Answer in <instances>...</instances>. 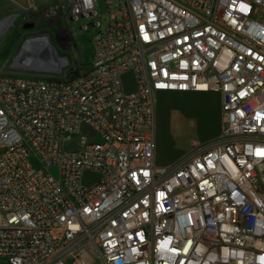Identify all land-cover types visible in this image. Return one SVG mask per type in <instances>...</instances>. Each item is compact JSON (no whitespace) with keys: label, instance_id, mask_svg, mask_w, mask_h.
<instances>
[{"label":"built area","instance_id":"1","mask_svg":"<svg viewBox=\"0 0 264 264\" xmlns=\"http://www.w3.org/2000/svg\"><path fill=\"white\" fill-rule=\"evenodd\" d=\"M3 1L62 50L92 35L75 79L49 32L0 73V264H264V0ZM41 37L60 68L18 67ZM163 93L221 122L161 167Z\"/></svg>","mask_w":264,"mask_h":264},{"label":"rangeland","instance_id":"2","mask_svg":"<svg viewBox=\"0 0 264 264\" xmlns=\"http://www.w3.org/2000/svg\"><path fill=\"white\" fill-rule=\"evenodd\" d=\"M59 0H30V4H40ZM17 12V9L0 0V20ZM15 20V18H14ZM6 27L0 34V73L12 75L7 69L14 53H17L24 39L31 33L34 36L50 33L51 44L57 49L60 56L72 59L71 62L80 60L82 70L89 67L91 59L90 39L92 31L83 33L79 27L87 21L74 24L69 50H62L54 38V32L45 27L24 29L19 25V18ZM13 24V26H12ZM24 77L20 73L17 75ZM128 90L132 88L127 86ZM220 101L216 93H163L157 94L156 105V132H155V161L156 165L164 167L173 163L182 154L187 152L192 143H207L217 137L220 130ZM91 178H86L88 181Z\"/></svg>","mask_w":264,"mask_h":264},{"label":"bare ground","instance_id":"3","mask_svg":"<svg viewBox=\"0 0 264 264\" xmlns=\"http://www.w3.org/2000/svg\"><path fill=\"white\" fill-rule=\"evenodd\" d=\"M16 14H13L11 16L6 17L5 19L0 20V34H2L6 27L11 23L14 18H16ZM43 49L47 50L48 45L46 43V37H41L35 41H30L25 44L23 47L22 52L17 57V63L16 65L25 66L24 63L30 64L29 61L31 57L33 56L32 53H40ZM32 55V56H31ZM45 61V60H42ZM64 60H58L57 63L63 64ZM41 64V62H39ZM44 69L54 71L56 70V63H50V64H41ZM31 67V66H30Z\"/></svg>","mask_w":264,"mask_h":264},{"label":"water","instance_id":"4","mask_svg":"<svg viewBox=\"0 0 264 264\" xmlns=\"http://www.w3.org/2000/svg\"><path fill=\"white\" fill-rule=\"evenodd\" d=\"M23 28L24 29H32L33 26L32 25H24ZM47 45H48L47 50L43 49L38 54L32 53L33 56L31 55L32 57L29 61L30 64L24 63L25 66L18 65V67L23 68V69L24 68L41 69V68H43L41 65L43 63L44 64L56 63L57 64L56 70H58L62 64L57 63V61L62 60V59L58 56L55 48L52 45H50L48 43H47ZM42 60H45V61H42ZM39 62H41V64H39Z\"/></svg>","mask_w":264,"mask_h":264},{"label":"trees","instance_id":"5","mask_svg":"<svg viewBox=\"0 0 264 264\" xmlns=\"http://www.w3.org/2000/svg\"><path fill=\"white\" fill-rule=\"evenodd\" d=\"M82 66H84V65L83 64H80L77 67L71 66V67L66 68L64 70L65 71L66 78L68 80H72V79L77 78L80 75L81 71H82Z\"/></svg>","mask_w":264,"mask_h":264}]
</instances>
